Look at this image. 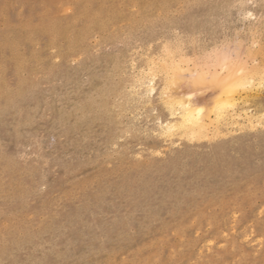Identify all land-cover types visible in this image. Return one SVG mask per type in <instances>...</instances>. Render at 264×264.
<instances>
[{
	"label": "rangeland",
	"instance_id": "rangeland-1",
	"mask_svg": "<svg viewBox=\"0 0 264 264\" xmlns=\"http://www.w3.org/2000/svg\"><path fill=\"white\" fill-rule=\"evenodd\" d=\"M0 264H264V0H0Z\"/></svg>",
	"mask_w": 264,
	"mask_h": 264
},
{
	"label": "bare ground",
	"instance_id": "bare-ground-1",
	"mask_svg": "<svg viewBox=\"0 0 264 264\" xmlns=\"http://www.w3.org/2000/svg\"><path fill=\"white\" fill-rule=\"evenodd\" d=\"M165 64V63H164ZM160 65H163V64H160ZM163 66H166V65H163ZM162 66V68H164ZM162 68H161V70H162ZM166 68V67H165ZM168 69V68H167ZM175 69V68H174ZM164 70V69H163ZM172 71H173V69H172ZM170 72V71H169ZM174 72H176L175 70H174ZM165 73H166V71H165ZM168 73V72H167ZM234 73V72H233ZM175 74V73H174ZM167 74H165V76H166ZM173 75V74H172ZM176 75V74H175ZM164 77V76H163ZM174 77V76H173ZM176 77V76H175ZM172 78V77H171ZM166 79H167V82H165L166 81ZM165 79V84H167L168 82H170V78H166ZM168 79H169V81H168ZM244 78H242V80L240 79V81H239V79L238 78H236V77H234V75L233 74H229L225 79H220L221 81H220V83L223 85V87H224V90H223V92L221 93V94H223L224 95V99L222 100V102H221V99L220 98H217L218 100H216V102L218 101V103H216L217 105H221V106H224V105H226V104H230V105H234V96H235V93H237V88L238 87H240V88H242V87H244V86H242L241 87V85L242 84H240L242 81L243 82H245L244 80H243ZM246 80V79H245ZM173 82H174V80L172 79V82H170L169 84H173ZM177 82V81H176ZM246 83V82H245ZM164 84V85H165ZM169 84H167V85H169ZM251 84V83H250ZM249 84V85H250ZM170 85V86H171ZM174 85V84H173ZM243 85H244V83H243ZM150 88H151V86H149ZM253 87V86H252ZM166 88H168V86L166 87ZM166 88H164V90L166 89ZM152 90H153V88H151ZM150 90V89H149ZM151 90V91H152ZM164 90H162V91H164ZM167 90V89H166ZM171 90V89H170ZM148 91V90H147ZM167 91H169V90H167ZM145 92V91H144ZM166 95H167V93H166V91L164 92ZM163 92H162V94H164ZM161 94V95H162ZM170 95V94H169ZM160 96V95H159ZM163 96V95H162ZM165 96V95H164ZM237 97V96H236ZM168 99V98H167ZM164 100H165V98H164ZM163 99H162V101H164ZM180 99H175V98H173V99H171L170 100V102H168V104H167V106L169 107V110H172V105L174 104V105H178V108L179 109H177V110H180V113H179V122L177 121V120H175L178 124L180 123L181 125L182 124H184V123H187V122H193L194 120H196L197 118H196V116H195V114H194V109H193V107L194 106H192L191 104H190V102H182V101H179ZM159 101H161V100H159ZM167 101V100H166ZM233 102V103H232ZM236 102V101H235ZM176 103V104H175ZM232 103V104H231ZM173 105V106H174ZM235 106V105H234ZM213 107H214V105H213ZM176 109V108H175ZM176 110V112H178ZM168 111V110H167ZM242 111H244V110H242ZM174 112V111H173ZM213 112V111H212ZM168 114H169V111L167 112ZM199 113H200V110H197L196 111V115H199ZM214 113V112H213ZM215 113H217V112H215ZM215 113H214V115H215ZM218 113H220V111L218 112ZM245 113V112H244ZM176 114V113H175ZM207 114V113H206ZM204 115L203 113H202V119L200 118V119H198L199 121L201 120H203L204 119V117H206L207 115ZM218 115V114H217ZM169 116H170V114H169ZM173 116H174V114H173ZM172 116V117H173ZM225 116V115H224ZM171 118V117H170ZM207 119V118H206ZM212 119V118H211ZM215 119H216V117H215ZM219 119H222V118H219ZM177 123H174V124H177ZM195 124H196V122H194ZM193 123V124H194ZM168 124H170L171 125V123H168ZM173 124V123H172ZM200 124H202L203 125V122H200ZM199 124V125H200ZM169 125V126H170ZM201 125V127H200V129L201 130H203L204 131V128H203V126ZM205 125V124H204ZM206 125H207V123H206ZM208 126V125H207ZM174 128H175V126H173ZM183 127V126H182ZM163 128V127H162ZM167 129H168V126L166 127ZM166 128H164L165 130L164 131H166ZM172 128V127H171ZM170 128V129H171ZM196 129V128H195ZM198 129H199V127H198ZM199 129V130H200ZM180 130V129H179ZM178 130V131H179ZM196 131V130H195ZM171 132V131H170ZM189 133V132H188ZM187 133V134H188ZM201 133V132H200ZM169 134V133H168ZM190 134V133H189ZM192 135V134H191ZM186 137V136H185ZM189 137V136H188Z\"/></svg>",
	"mask_w": 264,
	"mask_h": 264
}]
</instances>
